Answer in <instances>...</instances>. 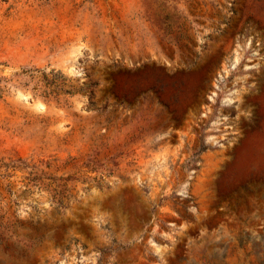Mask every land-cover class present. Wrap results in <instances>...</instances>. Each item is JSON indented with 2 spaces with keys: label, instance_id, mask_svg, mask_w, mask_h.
Listing matches in <instances>:
<instances>
[{
  "label": "rangeland",
  "instance_id": "1",
  "mask_svg": "<svg viewBox=\"0 0 264 264\" xmlns=\"http://www.w3.org/2000/svg\"><path fill=\"white\" fill-rule=\"evenodd\" d=\"M0 264H264V0H0Z\"/></svg>",
  "mask_w": 264,
  "mask_h": 264
}]
</instances>
